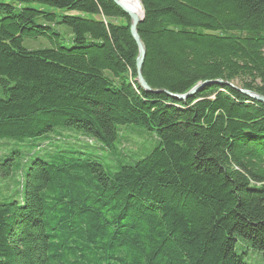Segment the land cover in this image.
<instances>
[{"label": "trees", "instance_id": "obj_1", "mask_svg": "<svg viewBox=\"0 0 264 264\" xmlns=\"http://www.w3.org/2000/svg\"><path fill=\"white\" fill-rule=\"evenodd\" d=\"M141 1L151 90L113 0H0V138L72 126L122 158L109 172L91 144L40 147L22 201L0 202V264H264V103L239 90L264 95V0ZM39 37L53 46L26 47ZM206 81L183 101L165 92ZM126 124L155 130L157 147L120 152Z\"/></svg>", "mask_w": 264, "mask_h": 264}, {"label": "rangeland", "instance_id": "obj_2", "mask_svg": "<svg viewBox=\"0 0 264 264\" xmlns=\"http://www.w3.org/2000/svg\"><path fill=\"white\" fill-rule=\"evenodd\" d=\"M3 15L0 12V17ZM55 29L61 34V45L71 46L73 44L74 35L69 27L57 24L55 25ZM24 43L29 49L53 46L51 41L44 37L26 38ZM4 96L5 94L0 88V97ZM56 138L83 145L91 144L94 152L100 157L101 162L109 172L117 170L122 160L120 155L110 150L100 140L89 138L82 130L72 126H56L54 131L24 140L11 137L0 138V164L11 155L17 163L16 168L18 169L9 177H2V172L0 171V202L22 201V186L25 182L26 170L35 158L42 155L43 150L39 148H43L48 142ZM158 144L159 139L156 131L141 124L122 125L119 132V140L116 142V146L120 152L133 156L135 159L145 157ZM128 160L130 159L123 161ZM237 248L239 253H242L244 250L247 251L244 255L247 263H253L255 260L259 261L263 256V254L254 251L249 246V242L244 238H239Z\"/></svg>", "mask_w": 264, "mask_h": 264}, {"label": "water", "instance_id": "obj_3", "mask_svg": "<svg viewBox=\"0 0 264 264\" xmlns=\"http://www.w3.org/2000/svg\"><path fill=\"white\" fill-rule=\"evenodd\" d=\"M113 1L118 6H120L131 18L130 29H131L132 36H133V38L136 41L137 46H138V56L136 59L137 81L143 89L151 90L150 86L148 85L147 81L144 78L143 71H142L143 66H144V62H145V58H146V48H145V45H144V43H143V41L139 35V32H138V26L145 18V10L143 7V3L141 0H138L141 4V13H139V12L133 10L132 8H130L124 0H113ZM208 83H211V82H207V81L206 82H200L197 85H195L192 89H190L188 92L183 93V94H180V93L174 94V93H170L168 91H165V92L169 96H172V97L176 98L177 100L183 101V100H186L187 98L195 95L205 84H208ZM215 83L234 86L232 83L223 82L221 80H217V81H215ZM239 90L241 92H243L244 94H246L247 96H249L250 98L264 103V95H261L255 91L246 90V89H242V88H239Z\"/></svg>", "mask_w": 264, "mask_h": 264}, {"label": "bare ground", "instance_id": "obj_4", "mask_svg": "<svg viewBox=\"0 0 264 264\" xmlns=\"http://www.w3.org/2000/svg\"><path fill=\"white\" fill-rule=\"evenodd\" d=\"M124 1L130 8L141 13V4L138 0H124Z\"/></svg>", "mask_w": 264, "mask_h": 264}]
</instances>
